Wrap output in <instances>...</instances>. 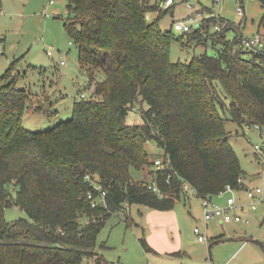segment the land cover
<instances>
[{"label":"trees","instance_id":"1","mask_svg":"<svg viewBox=\"0 0 264 264\" xmlns=\"http://www.w3.org/2000/svg\"><path fill=\"white\" fill-rule=\"evenodd\" d=\"M161 5L68 0L66 28L95 96L77 97L73 116L50 129L26 128L24 114L37 111L31 90L10 79L11 68L0 79V264H79L97 254L107 219L129 204L170 209L186 183L200 197L214 196L227 183L243 186L246 172L227 122L264 125V49L243 45V33L228 38L237 25L213 10L177 36L174 27H161L160 15L150 17ZM175 39L216 51L175 61ZM138 103L143 120L130 123L127 115ZM152 139L165 151L160 168L147 150ZM145 167L148 177L136 179L132 169ZM88 174L107 190L97 206L88 196L94 189ZM12 204L28 216L7 220ZM102 263L98 257L93 264Z\"/></svg>","mask_w":264,"mask_h":264},{"label":"rangeland","instance_id":"2","mask_svg":"<svg viewBox=\"0 0 264 264\" xmlns=\"http://www.w3.org/2000/svg\"><path fill=\"white\" fill-rule=\"evenodd\" d=\"M152 1L162 2V11H154L150 17L160 15L164 30L172 29L174 21L197 12L203 14V22L212 10L237 25L228 30V38L241 33L253 35L264 29L259 24L264 13L259 0H243L246 16L238 13L241 0H176L172 5H164L165 0ZM67 3L68 0H0V79L11 68L10 79L18 87L31 90V106L37 111L26 112L23 119L30 130H47L71 118L75 99L82 91L86 97L95 96L94 86L87 87L89 77L81 68L79 47L66 28L70 17ZM173 31L177 36L184 34ZM48 49L53 53L48 54ZM204 50L211 54L216 51L212 45H183L175 39L171 58L185 61ZM103 77L104 73H100L98 78ZM226 101L229 103L230 99ZM136 106L127 115L130 123L143 120L142 104ZM227 126L246 172L244 183L262 185L264 157L255 152L254 144L262 143L264 130L255 125L242 127L233 120H228ZM146 146L152 160L165 157L163 147L154 139L148 140ZM148 169L133 168L132 174L136 179L146 178ZM10 188L15 194L12 185ZM238 194L245 196V190ZM213 199L218 202V195ZM248 213L249 223L221 222L217 218L206 223L202 198L186 183L185 192L170 209L132 203L113 213L98 235L97 254L85 257L79 264H93L98 257L102 264H264V203H259L256 210L248 209ZM22 216L27 217V212L17 204L5 209L9 221ZM196 225L207 229L206 240H199L194 231Z\"/></svg>","mask_w":264,"mask_h":264},{"label":"built area","instance_id":"3","mask_svg":"<svg viewBox=\"0 0 264 264\" xmlns=\"http://www.w3.org/2000/svg\"><path fill=\"white\" fill-rule=\"evenodd\" d=\"M52 1V0H51ZM176 0H165L164 5H172ZM219 1V0H216ZM192 6V3L190 4ZM238 13L242 16H246L245 6L242 2L238 5ZM197 15H189L186 19H179L174 21L173 27L176 30L182 31V32H189L193 29L195 24H200L201 19L200 17L203 16L201 12H197ZM211 15L219 16L216 12H212ZM228 21H226L227 23ZM216 29H221L222 24H217ZM243 45H245L248 48L262 50L264 49V30H259L253 35H243L241 39ZM0 52H2V49H0ZM52 49H48V54H52ZM61 63L64 64L65 60L62 59ZM81 97L86 96L85 92H82ZM252 125H255L260 130H264V125L260 123H253ZM255 152L264 157V139L262 143H255L254 144ZM155 164L157 167H162L164 165L162 158H157L155 160ZM87 178L90 179L92 185L94 186V189L97 190L95 192L94 189H91L88 193L89 198L91 199L92 205L97 206L101 203L105 202L107 190L103 189L100 182L90 176L87 175ZM240 183L244 182V176L240 177L239 179ZM244 183L242 187H236L232 183H227L217 194L218 196H223L224 194L228 193L229 195L225 198L224 203L217 202L213 199V196H206L201 197L203 208H204V218L206 223L212 218H217L221 222H245L249 223L251 221V218L248 214H246V211L248 209L256 210L258 209L259 203H264V175H263V182L262 185H256V186H246L245 187V194H246V200H241L238 194V191L240 189L244 188ZM149 187L153 190L157 191L160 195L163 194L160 187L156 183H150ZM193 188V187H192ZM194 190V188H193ZM207 225V224H206ZM194 231L197 233L198 238L200 241H204L207 238V229L204 227H201L199 225H196L194 227Z\"/></svg>","mask_w":264,"mask_h":264},{"label":"crops","instance_id":"4","mask_svg":"<svg viewBox=\"0 0 264 264\" xmlns=\"http://www.w3.org/2000/svg\"><path fill=\"white\" fill-rule=\"evenodd\" d=\"M264 30V29H263ZM244 183V182H243ZM244 188H242V189H244L245 190V187L246 186H249L248 184H246V183H244ZM241 190V189H240ZM239 198L241 199V200H246V194H245V196H242V195H240L239 194ZM218 202H220V203H224L225 202V199H223V198H221V196H218ZM246 214H248L249 215V213H248V210L246 211ZM250 216V215H249Z\"/></svg>","mask_w":264,"mask_h":264}]
</instances>
